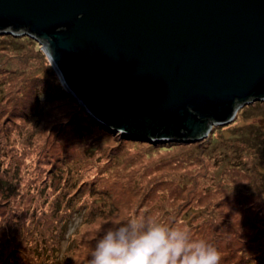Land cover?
<instances>
[{
	"label": "trees",
	"instance_id": "1",
	"mask_svg": "<svg viewBox=\"0 0 264 264\" xmlns=\"http://www.w3.org/2000/svg\"><path fill=\"white\" fill-rule=\"evenodd\" d=\"M1 42L0 57L28 42L38 66L1 90L9 119L0 120V264H88L98 235L132 216L188 229L217 248L220 264H264L262 126L236 127L246 132L247 149L260 148L248 159L260 168L258 179L245 173L239 146L231 153L219 140L227 124L195 142L126 138L98 124L67 92L39 42L11 33L0 34ZM229 152L234 168L217 178L215 160ZM196 162L208 171L194 172Z\"/></svg>",
	"mask_w": 264,
	"mask_h": 264
},
{
	"label": "water",
	"instance_id": "2",
	"mask_svg": "<svg viewBox=\"0 0 264 264\" xmlns=\"http://www.w3.org/2000/svg\"><path fill=\"white\" fill-rule=\"evenodd\" d=\"M3 33L39 42L67 92L126 138L195 142L264 101V0H0Z\"/></svg>",
	"mask_w": 264,
	"mask_h": 264
},
{
	"label": "clouds",
	"instance_id": "3",
	"mask_svg": "<svg viewBox=\"0 0 264 264\" xmlns=\"http://www.w3.org/2000/svg\"><path fill=\"white\" fill-rule=\"evenodd\" d=\"M220 260L214 245L193 239L188 229L132 216L98 235L88 264H220Z\"/></svg>",
	"mask_w": 264,
	"mask_h": 264
},
{
	"label": "rangeland",
	"instance_id": "4",
	"mask_svg": "<svg viewBox=\"0 0 264 264\" xmlns=\"http://www.w3.org/2000/svg\"><path fill=\"white\" fill-rule=\"evenodd\" d=\"M17 36H21V35H17ZM4 42H6V41H4ZM26 43H28V42H26ZM26 43L23 44L24 46L22 45L19 47V48L23 49L22 51H19V52H15L13 50L10 51L11 47H7L6 50H3V49L1 50V53L2 52L3 53L0 57V80H2L3 78L6 79L4 81H0V112H2V113H0L1 123L2 122L6 123L5 120L9 119V114L7 115L6 113H4V112H6L4 110V108L9 107V106L6 105L5 102H3V100L6 97H8L7 96L8 93H7V91L5 93L3 91L1 92V90L9 88L11 85H13L15 87L16 82H14V81L21 77V74H20L21 70L32 71L34 74L37 73V71H33V69L36 66H38L37 60H36L38 58L35 56V53L33 52V48ZM0 45L5 46V43L1 42ZM33 45L34 44H32V46ZM38 50L41 51L43 53V55L46 56V58H48L45 51L42 49L41 44H40ZM22 52H24V53L22 54ZM11 53H15V55L18 57V60L20 62H17L18 61L17 59H9V58L2 57V56H5V54L10 55ZM2 60L5 62H3ZM6 61H7V63H6ZM41 64H42V62H41ZM10 67L11 68H17V71L13 72ZM3 68H10V69L8 71H5ZM8 73H10L11 75ZM262 118H264V101H256L253 103H248L246 105H243L241 108H239V110L236 112L235 117H234L235 121L228 123L225 126L226 128L222 132H220L218 135L219 140H223L224 144L228 148L230 147V149H228V150H230L231 153H236L237 151H239L237 149H240L239 156H241V157H238L237 155L236 156L238 158H240V160H243V159L246 160L245 161L247 164V166H245L247 168L246 170H244V167L235 168V170H239L241 168L244 171H246L245 173L249 172L253 176H255V174H256L257 177H258V173L255 170L256 167L254 168V166L251 165V162L248 159H250V158L255 159V157H259L260 156L259 155L260 154L259 153L260 148H259V146H257L258 148H256V150L247 149L245 144H244V141L241 140V138L247 137L246 132L238 131V129L236 127H239V129H241L244 125L255 124L256 126H259L260 128H262L261 124H260V120ZM234 129H235V131H234ZM262 129L264 130V128H262ZM237 146H239V148H237ZM218 150H216V152L219 153ZM220 150L223 151L225 149L222 148ZM231 153L229 155H225L222 158L223 161H221L220 159L215 160L216 164H215L214 170H215V174H216L217 178H219L220 175L222 173H225L226 171L230 170L232 172L234 167L232 168V166L230 164V159L232 158V155H233ZM204 166H206L204 163L196 162L195 167L194 166H192V167L194 168V172L198 173L199 171L200 172L208 171V170H205ZM251 168H253V170ZM256 169L260 170V168H256ZM263 169L264 168H262V172H264ZM253 171L255 173H253ZM258 179H259V177H258ZM258 181H260V180H258ZM251 189H254L253 185L251 186ZM192 215H195V212H193ZM66 244H67V240L62 239L61 243H60L61 252L64 250Z\"/></svg>",
	"mask_w": 264,
	"mask_h": 264
}]
</instances>
